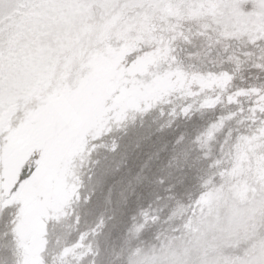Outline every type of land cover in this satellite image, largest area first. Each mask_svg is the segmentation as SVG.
I'll return each instance as SVG.
<instances>
[{
  "label": "snow or ice",
  "instance_id": "6c2138e0",
  "mask_svg": "<svg viewBox=\"0 0 264 264\" xmlns=\"http://www.w3.org/2000/svg\"><path fill=\"white\" fill-rule=\"evenodd\" d=\"M132 111L161 130L208 117L166 168L195 181L193 217L225 197L220 237L158 232L150 260L111 244L92 157ZM0 264H264V0H0Z\"/></svg>",
  "mask_w": 264,
  "mask_h": 264
},
{
  "label": "rangeland",
  "instance_id": "374dc122",
  "mask_svg": "<svg viewBox=\"0 0 264 264\" xmlns=\"http://www.w3.org/2000/svg\"><path fill=\"white\" fill-rule=\"evenodd\" d=\"M208 117L201 119L198 115L192 120H178L172 127L161 130L163 120L158 113L141 118L140 114L129 112L128 120L119 131H114L119 144L118 150L113 153L107 149H99L92 157L99 160V164L91 167L93 183L97 188L94 198L97 216L103 214L106 220L105 234L111 233V244L116 250H141V259L150 260L147 256L150 247L156 244L153 240L158 232L161 235H171L173 229L199 233L203 238L220 237L225 224L226 214L230 211L225 206V197L221 194L210 196L203 204V215L197 209L193 217L189 212V205L198 195V189L191 174L179 170L166 168L168 160L174 155L175 141L180 135H185L186 142L205 125ZM111 142L110 138H107ZM159 152V160L153 164L151 170H145L148 180L137 186L135 193L128 201L120 200L119 193L127 181L134 176L149 155ZM123 162V163H121ZM121 163L117 170L116 165ZM89 169L86 167L85 172ZM164 186L157 185L155 180L166 176ZM183 181V183H181ZM172 184V194L163 191L164 187ZM90 186L85 181V190ZM111 190L113 205L104 204L105 195ZM159 197V199H157ZM120 200L119 210L113 213L115 202ZM149 213V219L144 221L140 210ZM135 216V220L129 217ZM108 217H112L108 219ZM143 225V227H141ZM139 228V231L137 229ZM234 235V234H233Z\"/></svg>",
  "mask_w": 264,
  "mask_h": 264
},
{
  "label": "bare ground",
  "instance_id": "6f19581e",
  "mask_svg": "<svg viewBox=\"0 0 264 264\" xmlns=\"http://www.w3.org/2000/svg\"><path fill=\"white\" fill-rule=\"evenodd\" d=\"M217 195V194H216ZM215 196V195H214ZM214 196H212L211 198H213Z\"/></svg>",
  "mask_w": 264,
  "mask_h": 264
}]
</instances>
